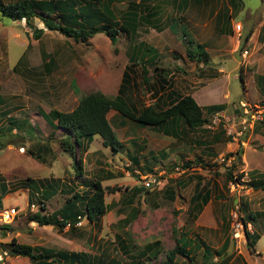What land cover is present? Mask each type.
Instances as JSON below:
<instances>
[{"label": "rangeland", "instance_id": "374dc122", "mask_svg": "<svg viewBox=\"0 0 264 264\" xmlns=\"http://www.w3.org/2000/svg\"><path fill=\"white\" fill-rule=\"evenodd\" d=\"M2 1L6 3L11 0ZM241 2V11L235 16L233 21V24L236 21L241 24L240 43L245 34L250 29L253 30L257 24L258 16L264 14V0H241ZM126 5L127 3L120 2L114 4L115 17L116 15H120L121 11L126 8ZM127 16L129 18V15ZM136 19L138 22L141 21L138 15H136ZM129 20H132V18H129ZM178 20L179 18H175L174 21L170 22L171 28L169 30L174 33V37L177 40H175L176 43L172 47L182 50L179 42L184 41V46L188 47V42L191 40L192 43L188 49L197 50V39L194 37L193 31L189 29L187 24L180 23ZM237 23L234 24V33H236L235 25ZM34 26L36 28H43V34L39 39L33 37L34 28L29 27L26 21H13L0 15V93L5 99V104L9 106L14 104L19 105L17 107L18 109L16 108L14 110L16 111L14 114L19 116L17 117L18 121L23 122L21 120H24L26 117H31V121H28L29 118H27V123L14 127L11 130H9L11 126L7 123L8 119L2 118L0 123V196L4 195L1 191L4 189L5 192L6 190L4 197L0 198L2 200L0 210L7 207H15L19 212L10 223H3L0 220V253L2 254L3 251L7 252V255H3L2 260H0V264H30L28 257L13 256L10 254L6 243H9L12 239H15L18 243L31 246L35 245L45 248H55L57 250L87 252L92 256H103L105 260L115 257L128 263L130 258L123 256L118 249L116 243L117 235L130 239L132 242L131 245L133 246L132 252H138L150 240L160 239V247L164 253L162 252L157 259H153L152 261L147 259L143 263L165 264V251L174 247V239L180 236V227L184 225L183 230H187L189 234L188 229L194 225V220L189 219L190 217L186 214H182L177 218L179 210L176 211L171 208L170 204L166 205L165 208H169L170 212H174L175 216L171 215V217L168 210L163 207L162 210H159L163 198L160 197L161 191L156 195L158 184L154 183L150 187H145L143 180H146L150 175H154L153 177L156 176L158 182H174L173 180L175 178L173 176L170 177L169 174L174 173L176 170L170 169L168 171L169 173L160 174L152 168L154 162L152 154L149 153L150 151L159 152L160 149V151H165L166 153L172 150L175 152L176 158H179L178 153H181L180 151L182 149L176 150V147L172 144L175 141L173 135L166 134L165 127L162 129L157 127H155L157 129H152L154 126H142L136 121L124 118L126 120L124 129H129L126 135H123V130H120L115 122L112 123L116 135L121 142V147L118 152H113L109 147H104L98 135L94 136L89 143L79 140L83 147L82 149H79L75 145L73 139L66 137V141L74 145V158L69 151H64L63 146L60 145V140L63 137L57 138V136H62L61 133L56 132L54 136L52 134L48 135L49 139L44 138V136H47L46 129H49L45 124H52V117L49 115V112L55 109L54 105L61 110L64 109L63 106L65 108L70 107V104L68 105L67 103L63 104V106L56 105L55 102L52 103L53 98L57 100L63 93L53 94L55 95L53 96L49 93L50 88H52L51 86L58 84L65 77V80L68 81L71 76L75 75L77 84L73 83L72 89L77 90L79 88L81 94L100 91L107 97H114L121 86L123 69L128 62L127 56H129V48L133 45V40H130L126 35L120 33L118 41L112 45L105 34L97 33L87 43H82L75 42L71 38H66L58 31H51L44 28L38 20H34ZM149 26V23L148 25L142 24L141 28H139L138 36L136 38L135 36L133 37L134 42L143 39L145 41L143 42L144 45L141 46L142 48L138 56L155 54V56H159L161 61L167 62L170 60L172 68L175 65L179 66V74L177 76V72L173 74L171 80L174 83L173 87L175 85V91L181 95L185 94L190 88L189 84L193 85L191 81L196 79V69H193V71L191 69L195 62H190L191 65L186 66L185 63L189 62L188 60L190 59L183 50L182 53L186 59L179 57L182 55L176 50L171 55L170 52L164 50L165 46L162 43L157 48L158 42L155 38L157 36L164 37L166 33L158 35L154 32L157 28L151 29ZM166 31L164 30V32ZM216 32L218 31L216 30ZM209 34L210 31H207L206 35ZM225 37L226 44L224 46L227 49L228 47L231 48L233 41L229 36ZM215 40H217L216 36L210 39L212 41L211 45H213ZM209 44L210 59L208 64H206L207 67L204 69L209 70V83L204 89L202 97L204 104L202 105L220 102L226 104V108L221 113L224 117L230 118V121L226 123L227 132L231 130V139H233L235 144H237L238 140L239 145L234 147L225 145L228 140L226 138L228 134L222 127L224 121L223 117L220 118L221 113L219 114L220 121H222L221 124L218 125V122L212 125L211 120H213V117H215L213 115L215 114L210 116L205 113L209 120L206 126L204 125L201 129L188 130L184 136L176 141L181 143L183 148L191 147L193 153L201 148L209 149L216 154L225 151L223 155L219 156L218 162L221 161L220 158L223 156V163L229 162L230 160L236 163V170L240 168L247 170L245 169L242 157V162H238V159L233 158L237 157L234 152L240 146L243 153L244 148L246 150L250 167L255 168L257 172H264V94L259 87L260 83L258 84V76L260 75L263 79L264 66L259 61L256 66L250 68L253 59L257 58L258 60V56H243L242 52L247 48L246 44L238 52L232 54L225 52L226 54L224 53L222 56H219L215 51V46L212 47ZM168 46L171 47L170 44ZM249 49L250 51L254 50L253 43L250 44ZM168 56H178L179 58L174 60L173 58L169 59ZM44 57L45 59L52 57L55 60V66L51 67L49 74L45 70H42V58ZM20 58L22 59L18 61ZM241 63L250 64L245 70V67H242L244 84L239 79ZM219 67H223L222 73L217 72ZM149 68L151 80L148 85H142L140 75L141 67L140 65H135L134 71L130 73L131 87H126L125 89L126 95L138 110H141L144 106L151 103H159L162 107L164 106L162 100L163 102H167L165 97L166 93L162 94V99L159 94L160 90H157V78L154 75V71H152L154 69L153 65L149 64ZM171 70L173 71V69ZM254 72H261V74L257 76ZM163 73L165 75L167 74L166 71ZM169 73L170 71H168ZM41 77L42 82L40 81ZM37 85H39L38 88ZM11 94H15L14 99H10L9 96ZM240 102L245 104L243 108H246L248 111V124L253 122V128L246 129L241 136H237L235 132L238 130L240 121L243 119L241 115L242 105ZM40 108H42L41 116L43 119L34 113L37 109L40 111ZM31 112H33L32 115ZM220 129L224 133L215 137L214 134ZM143 136L145 138L142 142L143 148L139 150L142 152L140 153L138 151L139 153H136L134 150L135 146L132 145L129 139L135 137L137 141H141L144 139ZM218 137L224 140L220 141L221 139L218 140ZM188 139H207L209 143L206 145L209 146L195 145L192 142L190 143ZM20 147H24V151H20ZM87 147L89 153L86 155L84 149H87ZM30 151L40 154V159H37L36 154H29ZM226 151L232 153L228 158L225 155ZM127 152L130 155L140 154L138 160L143 163L141 173L135 171L140 166H135L134 162L131 165L127 158ZM77 158L82 160L81 169L83 171V177H75V160ZM189 160L193 162L197 159L193 157V159ZM125 162L129 165H126ZM182 164L180 163L179 166L182 167ZM157 166L159 164L155 167ZM204 169L208 173L213 172L208 167ZM235 176L237 177V175ZM248 176L243 178V180L236 179L235 183H230L231 187L229 189L233 192V196L243 195L248 201V208L252 213L256 211H262L264 213V191L260 189L254 190L249 187L243 188L246 184L244 182L249 179ZM257 176L254 175V177ZM28 177L36 180L42 179V181L48 179L50 180V189H52L50 191L46 184L42 186L37 181L27 184V186L33 187L31 190L32 204H34L33 210L28 207V190L25 188ZM217 178L220 182L222 181L221 177ZM86 179L92 181L100 179L105 188L104 200L107 203L108 209L96 225L89 223L84 216L82 217L81 227L73 230L67 228L59 230L56 226L39 225L27 219V215L30 212L33 213L40 209V201H43L45 205V212L52 213L63 206L67 201V197L73 194L72 190L83 194V191H87V187L83 185L82 180L85 181ZM215 182L217 183V181ZM134 187H141L143 190L136 195L133 189ZM42 191L45 193L50 191L52 194L49 195L47 200H43L41 195ZM179 191L186 192L188 190L179 189ZM131 195L136 196L133 204L127 205L122 201L124 198L131 197ZM233 196L231 195L230 197V203ZM180 198H183V196L180 195ZM153 200L157 202L158 206H154ZM236 204L239 205V208L241 207L240 204ZM232 205L234 206L235 204ZM131 206L137 207L139 213L129 225H126L123 222V218ZM241 214L243 216L245 213L241 211ZM251 225V231L260 234L254 248L258 252L264 253V214L251 221ZM237 245L239 248L248 247L245 236H243ZM182 259V263L187 264V258L180 255L177 256L176 262L180 263ZM200 259L201 254H195L196 262H199Z\"/></svg>", "mask_w": 264, "mask_h": 264}, {"label": "trees", "instance_id": "16d2710c", "mask_svg": "<svg viewBox=\"0 0 264 264\" xmlns=\"http://www.w3.org/2000/svg\"><path fill=\"white\" fill-rule=\"evenodd\" d=\"M113 0H11L9 2H3L0 0V15L2 17H7L13 21L25 18L26 24L34 28L33 37L39 39L43 34V28H36L34 26V20H38L42 23L43 27L51 30L58 31L60 34L66 38H71L75 42L87 43L90 38H92L97 33L105 34L110 40L111 44H116L118 41V36L120 33H125L127 35L136 34L138 25L145 22L148 25V17L142 19L138 12L122 14L119 19L115 17L113 12L110 10L107 2ZM242 6V2L240 0ZM240 6V7H241ZM133 14V15H130ZM132 18V20H129ZM138 15L141 20L138 22L136 19ZM124 22V23H123ZM147 22V23H146ZM253 30H249L245 36L242 38L239 49L247 43ZM264 25L261 26L258 40L264 41ZM192 41L188 42V47L191 45ZM198 49H186V56L197 63L203 62L208 64L209 55L202 44L196 43ZM144 43L141 42L138 46L139 51H141V46ZM138 49L134 50V55L137 56ZM137 62H131V65L123 70L121 86L114 97H107L100 91H91L87 94H80L78 98V103L74 109L71 111H60L57 109H52L49 115L53 120L57 121L58 127L62 128L66 135L60 140V145L63 146L64 151H69L74 158V145L66 141V137H69L75 141V145L82 149V145L79 140L91 142L93 137L98 135L101 138V143L104 147H109L113 152H118L121 147V142L116 135L115 130L112 128V122L110 118L107 117L108 112L113 109L115 110L123 119H128L131 121H136L138 124L146 126H154L159 129L166 128L165 133L173 135L174 137H179V121L183 122L190 129L203 128V126L209 122L205 113L210 116L222 111L226 108L225 103H216L205 106L202 108L196 100L189 94H179L172 86H170L169 91L166 93L165 97L167 102H163L164 106H160L159 103H151L144 106L141 110H138L130 98L126 95V87H131V72L134 71V67ZM144 65V63H141ZM50 71V70H48ZM162 68H155L154 75L157 78L156 84L157 90L164 91L166 89L165 84H170L171 78H168V73L165 75ZM142 85H148L151 78L149 71L146 68H142L140 72ZM239 79H241L244 84V76L242 73V67H240ZM155 83V82H153ZM153 85V84H150ZM160 93V92H159ZM161 93V98L162 94ZM163 99V98H162ZM2 103V97L0 95V104ZM2 112L0 111V121L2 119ZM10 120L9 130L14 127H18L21 124L27 123V120ZM178 121V122H177ZM222 133L220 129L216 134L217 136ZM224 133V132H223ZM222 133V134H223ZM230 136V135H229ZM228 136V137H229ZM143 146L141 147V149ZM86 150V148L84 149ZM243 151L239 146L234 152L238 162H241V155ZM29 154L35 155L33 151ZM226 158L230 157L232 153L225 154ZM37 159H40V154H36ZM75 177H83V171L81 169L82 160L77 158L75 160ZM191 162H185L184 167L189 166ZM199 165L202 168L213 169L217 166V163L212 162H200ZM236 163L231 162L230 165L226 166L224 170V176L226 181H231L235 183L236 179H241L245 173L237 172ZM213 175H218L213 172ZM235 175L237 177L235 178ZM249 179L244 182L246 187H250L254 190L262 189L264 190V172H257L255 170L248 171ZM254 175H258L254 177ZM38 182L42 186L44 184H49L48 179H33L31 177L27 178V183L25 188L28 189V204H32L31 197V186L27 184ZM102 180L96 179L94 181L86 179L82 180L84 186L87 187V191H83V194H79L77 191L72 190V195L67 197V201L58 210L47 213L43 201H40V209L36 212H30L27 215L29 221H34L39 225H52L56 226L59 230L65 228V224L71 221L73 224L79 218L86 217L89 223L96 225L100 218L107 212V203L104 200L105 188L103 187ZM238 183V182H237ZM2 184V183H1ZM90 188V189H89ZM134 192L137 195L143 188L134 187ZM2 194H6V190L1 191ZM1 195L0 198L4 197ZM209 191L202 196L201 193L197 197L202 199V204H205L209 198ZM135 195H131L129 198H124L127 205L133 204L135 200ZM196 197V198H197ZM45 199V198H44ZM200 204V205H202ZM126 206V205H125ZM0 207H2V200L0 199ZM199 207L197 208V212ZM139 210L137 207L131 206L128 213L123 218V222L129 225L138 215ZM262 211L252 213L251 211H246L243 214L242 219L244 224L251 223L258 216L263 215ZM61 216V220L57 216ZM68 228L69 230L75 229L73 224ZM246 244L250 251H254V246L260 237V234L253 231H245ZM118 249L120 253L130 258L128 263L121 261L115 257H111L105 260L103 256H92L87 252H76L67 251L55 248H45L42 246H31L28 244L18 243L15 239H12L9 243H6L9 252L13 256H24L28 257L31 264H140L142 257H148L149 260L155 259L159 255V251L153 250L151 246H146L144 250H139L138 252H132V242L128 237L123 238L117 235L116 240ZM159 243V242H158ZM202 243V244H201ZM200 244L203 245V253L200 262H196L195 256L190 255L189 250L186 245L175 243L174 247L165 252V264H184L176 263L175 258L180 255L187 258V264H207L214 255H218V252L211 250L208 245L204 242ZM160 245V244H158ZM226 251V248L224 249ZM232 250L229 254H232ZM229 259L223 260L221 264H227Z\"/></svg>", "mask_w": 264, "mask_h": 264}, {"label": "crops", "instance_id": "0c3cea01", "mask_svg": "<svg viewBox=\"0 0 264 264\" xmlns=\"http://www.w3.org/2000/svg\"><path fill=\"white\" fill-rule=\"evenodd\" d=\"M118 2L127 3V5H126V8L121 11L119 16L116 15V17H118L117 19H119V17L122 14L124 15V14L134 13V12H138L139 15L142 17V19L149 16L148 17V23L150 24L149 27L151 29L157 28V30H155L154 32L158 35L166 33L164 37L157 36L155 38L157 39L156 41L158 42L157 48L162 43L165 46L164 50L170 52L171 55L173 54V51L176 50L182 55L179 57L184 59L185 56L183 55L182 50L186 51V49L188 48L184 46V41L179 42V46L182 48V50L172 47L176 43L177 40L174 37V33L169 29L171 28L170 22L174 21L175 18H179L178 21L180 23L187 24L189 29L193 31V35L197 39V40L195 39L197 43L202 44L204 46L209 56H210V51H209L210 47H208V44L210 43L209 45H211L212 41H210V39L215 36L217 40H215L213 45L211 46L216 47L215 51L219 54V56H222L225 52L232 54V53L238 52L239 50L238 46L240 44L239 40H240L241 33L237 31L236 33L233 32L234 24L238 22L236 21L233 24V21H234L235 16L238 15L241 11L240 0H113L111 2H107L113 14L115 12L114 4ZM256 22L257 24L254 26L252 34L250 35L246 43L247 54L245 56L247 57L251 55L258 56V60L257 58L253 59L252 66L250 68H252L253 66H256L257 62L259 61L264 66V41L258 40L260 28L262 25H264V14L259 15ZM142 24H145V22L138 25L136 34L132 33L130 35H127L125 33H122L126 35L130 40H133V43H132L133 45H131L129 48L130 50L129 56H127L128 62L126 63L124 69L130 66L131 62L135 61L137 62L136 63L137 65H140L141 71H142V68H146L149 71L150 70L149 64H151L153 65V68H154L152 69V71H155V68L158 67V68H162L167 73L168 71H170V73L168 74V78L169 77L171 78L172 75L175 74L176 72H177L176 73V76H177L179 74L178 72L180 71L179 66L175 65V67L172 68L170 60L167 62L161 61L159 56L157 55L155 56V54H152L150 56H138V55L135 56L134 55V50L138 49V46L140 45L141 42H145L144 39L134 42V38H133L134 36L135 38L138 36L139 28H141ZM164 30H167V31L164 32ZM216 30L218 32H216ZM207 31H210L209 35H206ZM225 36H229L231 40L233 41L231 48L228 47L227 49V47L224 46L226 44ZM251 43L254 44L253 51H250L249 49ZM168 44H170L172 48L168 46ZM157 48H155V50H157ZM138 53H140L139 49H138ZM168 57L169 59L173 58L174 60L176 58H179L178 56H168ZM21 59L22 58H20L18 61H20ZM42 59H43L42 70L43 71L45 70V72L49 74L51 72V67L55 66V60L52 57H48L46 59L44 57ZM188 61L189 62L185 63L186 66L187 65L190 66L192 62H195V61H190V60ZM141 63H144V65H141ZM240 65L241 67H245L244 70L246 69V67L250 66V64H247V63L246 64L241 63ZM205 67L207 66L203 62H199V63L195 62L194 66L191 69L192 71L193 69H196V74H195L196 79L194 81H191L193 85L189 84L190 88L185 93V94L191 95L196 100L198 105H200L202 108H205V106H208V105H202L204 104L203 103L204 100L202 98L204 89H205V86L207 87L209 83V78H208L209 70L208 69L204 70ZM171 69H173V71ZM217 72L222 73L223 67H219ZM254 74H257L258 76L259 74H261V72L259 73L254 72ZM74 76H71L68 81L65 80L66 77L63 78L62 81L58 82V84L52 85L51 86L52 88H50L49 90V93H51L52 95L53 94L57 95V93H63L61 97L57 98V100L53 98L52 103L55 102L56 105H59V106H63V104H66V103L68 105L70 104V107L68 108H65L63 106L64 111H71L72 109H74L78 103V98L81 94L79 88L77 90L72 89V84L73 83L77 84L76 77ZM258 77H259L258 84L260 83L259 87L264 94V75H263V79L261 78L260 75ZM40 81L42 82V77ZM169 83L170 84H165L166 89L164 91H160L159 93L160 95L162 92L167 93L170 89V86H172V89L174 90L176 89L174 88L175 85L173 87L174 83L172 82V80H170ZM65 84H67L66 87H65ZM38 86L39 85H37V88ZM45 92H47V90H45ZM0 95L2 97V103L0 104V109L2 107V109L0 110L3 114L2 118L8 119L7 123H9L10 120H18L17 117L19 116H16L14 114L16 112L14 110L19 105L14 104V105L9 106L8 104H5V99L3 95L1 93ZM9 97L10 99H14L15 94H11V96ZM220 103H224V102H220ZM54 108L57 110L63 111L59 107H55V105H54ZM41 109L42 108H40V111L39 109L35 110L34 113L37 114L36 116H40L42 118ZM32 113L33 112H31V115ZM27 118L29 117H26L25 119ZM108 118H110L112 123L115 122L116 125L119 126L120 130H123V135H126L128 133L129 129L126 128L127 131L124 129L126 120H124L115 110L111 109L108 112ZM28 121H31V117L29 118ZM51 123H52L51 125L45 124L46 127H48L49 129H46L47 136H44V138L49 139L48 135L52 134L54 136L56 135V132H59L62 134V136L58 135L57 138L58 137L62 138L66 135L63 129L58 127L56 120L52 119ZM133 125H137V124H133ZM179 126H180L179 127L180 136L179 137L173 136L175 138L174 139L175 141L172 142V144L176 147V150L182 149L180 151L181 153H178L179 158H176L175 152H173L172 150L171 152H168V153H166L165 151H160L161 149L159 150V152H152V151L149 152L152 154V157H153L154 165L152 168H154V170H157L160 174H163V173L167 174L169 173L168 171L170 169L176 170L174 173L169 174L170 177L173 176L175 178V180H173L174 182H171V181H165V182L159 181L158 182L156 195H158V193H160L161 191V196L160 195L159 196L163 198V201L161 202L162 205L159 208V210H162L163 208H165L166 205L170 204L171 208L175 209L176 211L179 210L177 218H179L180 215L182 214H186L187 216L190 217L189 219L194 220L193 222L194 225L190 226L188 229L189 234L187 230L185 231L183 230L185 226L182 225L179 229L180 236L176 237L174 239V242L175 243L178 242L179 244L186 245L187 249L190 252V255L195 256V254L196 255L201 254V258H202V253H203V245H201L202 244L201 242H204L206 245H208V247L211 250L218 252V255H214L209 261H207V264H212L213 262H214L213 264H221L223 260L225 259H229L227 264H264V253L258 252L257 250H255V248H254V251H250L248 247L239 248L238 245H236L235 243L233 244V246L231 245L232 240H233V237L231 234V224H230V221H231L230 211L232 208L231 204H236V203L240 204L241 206L240 209L244 213H246V211H251V210H249L248 201L243 197V195L233 196V192L229 189L231 187L230 183L232 182L226 181L225 176H224V170L226 166H228L229 163L231 164V161L229 160V162L220 163V164L217 161L219 156L223 155L225 151H222L221 152L222 154L221 153L216 154L214 151H211L206 148H201L200 150H196L193 153V150L191 149V147L183 148V145L176 140H179V138L184 136V134H186L188 130H193V129L188 128V126L183 122V120L179 121ZM112 128L115 130L113 125H112ZM249 128L252 129L253 126L252 127L249 126L246 129H249ZM152 129H157V128L152 127ZM197 129H201V128H197ZM240 129H241V125L239 126L238 130ZM214 136L216 137L217 134H214ZM228 136L226 137L228 139L227 142L225 143L226 146L234 147L236 145H239L238 140H237V144H235L233 139H231L232 136H229V137ZM220 139L221 137H218V140ZM129 140H131L132 145L135 146L134 150L136 151V153H139V152L141 153L142 151H139V150H141L140 148L143 146L142 142L145 140V138L142 139L141 141H137L135 137H131ZM222 140L224 139H221L220 141ZM188 141L190 143L192 142L195 145L200 144L204 146H209V145H206L209 143V140L207 139L205 140L188 139ZM241 143H243V141H241ZM88 153H89V150L87 147V149L85 150V154L87 155ZM226 153H229V152L226 151ZM127 154H128L127 158L129 159V162L131 163V165L134 162L135 166L136 165L138 167L140 166L139 169H136L135 171H137L138 173H141V170L143 169V163L138 160V157H140V154L130 155L128 152ZM193 157H195L197 160L192 162L189 159H193ZM241 157L243 158L244 166H245V169L247 170H243L242 168H240L239 170H235L234 173L243 171L245 173V175L241 178L243 180V178L248 176L247 172L255 170V168L253 167L251 168L250 165L248 164L245 148H244V153H242ZM233 158H236V157H233ZM184 161L186 162L191 161V164L187 167H184L183 166V164H185ZM198 161L203 162V163L204 162L217 163V166L214 167L212 171L216 172L218 175H213V172L208 173L206 169L202 168L199 165ZM180 163H183L182 167L179 166ZM158 164L159 166L155 167ZM126 165H129V164L126 163ZM205 177H207V179H205ZM217 177H221L222 181L220 182ZM215 181H217V183ZM46 185L48 189L52 191V189H50L51 185L50 184H46ZM244 187L246 186L244 185L243 188ZM179 189L181 190L187 189L188 191L180 192ZM50 191L46 193L44 191L41 192L43 200L44 198L47 200L49 195L52 194L50 193ZM207 191H209L210 193L209 198L205 204H202V199L197 196L199 195V193H201L202 196H204ZM180 195L183 196V198H180ZM231 195L233 196V198L230 203ZM27 200H28V195H27ZM153 204L154 206H158L157 202H155L154 200H153ZM198 207H199V210L197 212ZM166 210H168L170 216L174 215V212H170L169 208ZM248 224L251 225V223H248ZM148 245L151 246V248L154 251L155 250L159 251V255L157 258H159L162 252L164 253V251L160 247L161 246L160 239H154L152 241L151 240L148 241L147 243L143 245L141 250H144L145 247ZM225 248H226V251H224ZM232 250L234 252L232 254H229ZM147 259L148 257H142L141 258L142 261L140 264H144L143 261ZM176 259L177 257L175 258V260ZM152 260L153 259L149 261H152ZM200 261L201 259L199 260V262ZM181 262H183V259L181 260Z\"/></svg>", "mask_w": 264, "mask_h": 264}, {"label": "built area", "instance_id": "2783aa9c", "mask_svg": "<svg viewBox=\"0 0 264 264\" xmlns=\"http://www.w3.org/2000/svg\"><path fill=\"white\" fill-rule=\"evenodd\" d=\"M20 21H25V18L23 17L22 19H20ZM235 30L237 32H240L241 31V24L240 23H237L235 25ZM247 54V50L244 49V51L242 52V55L245 56ZM240 104L242 105L241 106V109H242V117L243 119L240 121V125H241V129L236 131V135L240 136L242 135L243 131L247 128V127H252L253 126V122H251L250 124H248V120L249 118L247 117V113L248 111L246 110V108H243L245 107V104L243 102H240ZM221 111L215 113V117H213V120H211L212 122V125H215L216 123L221 124L222 121H220V118L223 117V124H222V127L223 129H225L226 133L228 135H232L230 133V131L227 132V124L229 121H230V118H226L223 116V114L221 113ZM219 114L221 115L220 118H219ZM217 125V126H218ZM211 127V126H210ZM234 133V134H235ZM20 151H24V147H20ZM221 161H219L220 163H223L224 161V157L222 156L221 158ZM154 175H150L147 177L146 180H143V185L145 187H150L152 184H158V180H157V177H153ZM144 179V178H142ZM29 209L33 210L34 208V204H31V205H28ZM27 207V208H28ZM18 214V210H16L15 207H7V208H3L2 210H0V220L1 222L3 223H10L13 221V219L16 217V215ZM57 218L59 220H61V216L58 215ZM230 220H231V234H232V237L233 239L235 240L236 244L239 243L241 241V239L243 238V236L245 235V231H249L251 232V225L250 224H244L243 222V219H242V214H241V211H240V208H239V205L235 204L234 206H232L231 208V211H230ZM71 221L67 222L65 224V228H69L71 226ZM73 224V223H72ZM82 225V218H79L76 222H74L73 226L74 227H80ZM3 255H7V252L6 251H3L2 254L0 253V260H2L3 258Z\"/></svg>", "mask_w": 264, "mask_h": 264}, {"label": "clouds", "instance_id": "9594fccd", "mask_svg": "<svg viewBox=\"0 0 264 264\" xmlns=\"http://www.w3.org/2000/svg\"><path fill=\"white\" fill-rule=\"evenodd\" d=\"M29 205V204H28ZM233 206V205H232ZM19 213V212H18ZM245 236V235H244ZM245 238H246V236H245ZM234 240V239H233ZM234 243L236 244V242H235V240H234ZM237 245V244H236Z\"/></svg>", "mask_w": 264, "mask_h": 264}, {"label": "water", "instance_id": "95a60500", "mask_svg": "<svg viewBox=\"0 0 264 264\" xmlns=\"http://www.w3.org/2000/svg\"><path fill=\"white\" fill-rule=\"evenodd\" d=\"M233 244H234V240H232V243H231V245L233 246Z\"/></svg>", "mask_w": 264, "mask_h": 264}]
</instances>
